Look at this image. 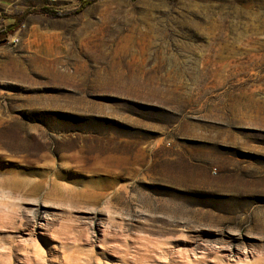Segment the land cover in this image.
Instances as JSON below:
<instances>
[{"label": "rangeland", "instance_id": "1", "mask_svg": "<svg viewBox=\"0 0 264 264\" xmlns=\"http://www.w3.org/2000/svg\"><path fill=\"white\" fill-rule=\"evenodd\" d=\"M81 1L0 0V29L26 15L0 37V167L102 191L16 235L0 205V264H264V0Z\"/></svg>", "mask_w": 264, "mask_h": 264}, {"label": "bare ground", "instance_id": "2", "mask_svg": "<svg viewBox=\"0 0 264 264\" xmlns=\"http://www.w3.org/2000/svg\"><path fill=\"white\" fill-rule=\"evenodd\" d=\"M3 125H7L8 127H17L18 123L13 120H0V126ZM10 137L13 138L11 135ZM19 138L20 141L18 142ZM21 138V135H14L12 144L18 146L21 143ZM14 145L12 148L15 147ZM47 170L48 173L41 175L40 178L37 179L30 173H21L12 169H3L0 167V194L2 201L0 205L5 210L10 209L11 212L5 216V222L3 221L4 223H2L4 224V226L2 225L3 227L9 228L10 231H8V233L10 232L16 235L23 234L25 231L31 232V228L35 226L34 219L41 212V202L67 203L70 206H77L80 204L95 202L102 196V191H96V189H87L85 186L77 182H75L72 187H67L63 184H60L57 182L56 178H63V175L60 172H55L52 166H48ZM49 173H54V176L56 177H49ZM111 188L112 185H109L105 189L108 190ZM111 197L114 199V194ZM23 204L35 206L36 209L33 213V217H28L25 215V211L22 208ZM45 227L46 232H49L50 228L48 225ZM62 235L63 236L59 239V243L61 244V248H65V250H67L69 245H72L73 242L81 240L80 235H77L76 233H73L71 230L67 229V226H65V232ZM47 236H53V233H50ZM93 242L94 239L92 236H90L89 238L85 239L84 243L92 244ZM34 247V256L40 257L41 251L38 245H34ZM32 262L33 264H37L34 262V260H32ZM58 264H67L66 255L65 263L62 259L58 262Z\"/></svg>", "mask_w": 264, "mask_h": 264}, {"label": "crops", "instance_id": "3", "mask_svg": "<svg viewBox=\"0 0 264 264\" xmlns=\"http://www.w3.org/2000/svg\"><path fill=\"white\" fill-rule=\"evenodd\" d=\"M43 58L37 57L32 58L31 60L35 61L36 65L38 66L37 69L34 67V63L32 64V69L34 71H38L39 73H42L43 75H48L50 77V80L53 81L54 84L57 85H77L79 81H83L84 77H81V74H78V72L68 73L62 70H59L56 68L57 64L52 62H45L42 60ZM58 63V62H57ZM20 69L21 79L20 82H26L27 80V69H23L18 65V62L15 61L14 68ZM47 67V68H46ZM48 69V70H47ZM47 70V71H46ZM92 79V78H91ZM33 80V79H32ZM18 81V80H16Z\"/></svg>", "mask_w": 264, "mask_h": 264}, {"label": "trees", "instance_id": "4", "mask_svg": "<svg viewBox=\"0 0 264 264\" xmlns=\"http://www.w3.org/2000/svg\"><path fill=\"white\" fill-rule=\"evenodd\" d=\"M96 1H98V0H82L79 4L78 8L73 13H78V12L82 11L87 6L91 5L92 3L96 2ZM40 11L47 13L51 16H56V17H60V16L65 15V14H61L59 12L50 11L47 8L42 9ZM25 17H26L25 14L17 15L14 17H6V16L3 17V25L5 26V28L0 29V37L6 36V34H8V33H13L22 24Z\"/></svg>", "mask_w": 264, "mask_h": 264}, {"label": "built area", "instance_id": "5", "mask_svg": "<svg viewBox=\"0 0 264 264\" xmlns=\"http://www.w3.org/2000/svg\"><path fill=\"white\" fill-rule=\"evenodd\" d=\"M57 0H46V2L50 5H53L56 3Z\"/></svg>", "mask_w": 264, "mask_h": 264}]
</instances>
